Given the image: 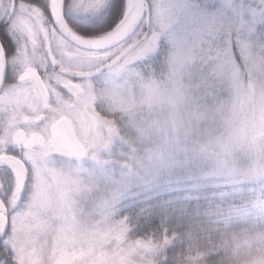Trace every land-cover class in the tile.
<instances>
[{"label": "clouds", "instance_id": "9594fccd", "mask_svg": "<svg viewBox=\"0 0 264 264\" xmlns=\"http://www.w3.org/2000/svg\"><path fill=\"white\" fill-rule=\"evenodd\" d=\"M101 2L69 0V10L83 17L84 5ZM138 2L140 26L124 43L135 55L144 35L155 32V47L118 74L92 65L96 75L79 95L59 86L75 69L56 40L49 47L38 36L26 56L7 61L16 73L31 68L50 92L47 109L34 101L37 111L26 114L32 122L21 121L13 131L43 136L53 118L67 117L86 148L83 156L69 157L39 140L19 145L21 156L38 162L39 176L30 163L16 211L29 222L51 223L63 209L57 227L39 233L47 244L45 264H54L61 246L87 251L90 237L106 239L87 259L99 256L108 264H264V31L258 30L264 0H192L208 6L205 23L222 24L224 33L250 43V57L227 58L216 50L224 42L209 51L193 39L191 21L174 10L168 18L170 0ZM9 3L0 0V6ZM9 134L7 117L0 116V138ZM175 178L213 192L181 230L161 225L136 235L130 217L120 215L121 202Z\"/></svg>", "mask_w": 264, "mask_h": 264}, {"label": "snow or ice", "instance_id": "6c2138e0", "mask_svg": "<svg viewBox=\"0 0 264 264\" xmlns=\"http://www.w3.org/2000/svg\"><path fill=\"white\" fill-rule=\"evenodd\" d=\"M69 3L65 0H10L7 6H0V22L4 29L0 30V116L7 117L9 135L0 138V193H17L14 199L0 196L3 207L0 208V264H45L48 259L47 244L40 243L39 233L48 228H56L59 213L57 209L53 222H29L25 214L16 211L29 181V164L39 176L38 162L34 157L25 153L21 156L18 146L39 140L47 150L62 153L69 157H81L86 148L81 141L70 118H53L45 127L44 135H34L25 138L18 129V125L31 123L29 112H36L34 101L41 100L47 109V100L50 95L47 85L42 83L31 68L20 73L12 70L7 63L9 59L23 58L29 46L37 43V37L48 44L52 40L65 46L66 58L73 62L74 75H63L59 86L68 95H79L86 85H90L95 72L89 71L92 65H107L110 74H118L126 70V65L146 56L155 47L159 35L153 32L144 35V45L135 55L132 49L124 43L125 40L139 26L143 9L138 0H102L101 3L84 5L85 16L98 15L104 9H109L110 19L98 26L92 33L81 34L65 20V9ZM208 6L203 8L192 0H170L171 18L172 10L191 21L195 26L193 39L207 45L211 51L219 42L225 43V48H217L218 55L251 56L250 43L233 39L229 30L222 31V24L214 21L205 23L202 16L206 15ZM44 9V10H42ZM42 10V13H41ZM46 18V19H44ZM39 30V31H37ZM11 39V43H10ZM15 51H12V45ZM53 64L55 57L52 58ZM11 71L9 78L6 73ZM38 119V117H36ZM46 137V139H45ZM47 154V153H45ZM38 221L37 217L32 218ZM67 221V217H65ZM94 238L87 241L88 248L77 251L75 243L71 248L58 247L54 264H108L102 257L95 261L88 260L94 246L103 242Z\"/></svg>", "mask_w": 264, "mask_h": 264}, {"label": "trees", "instance_id": "16d2710c", "mask_svg": "<svg viewBox=\"0 0 264 264\" xmlns=\"http://www.w3.org/2000/svg\"><path fill=\"white\" fill-rule=\"evenodd\" d=\"M123 2V0H121ZM68 4L69 0H65ZM111 0H109V5ZM44 10V9H42ZM69 8L66 7V12ZM67 22L81 34L92 33L98 26L110 19L109 9H104L98 15L78 19L66 15ZM4 29L0 22V30ZM11 43V39H10ZM14 44L12 45V50ZM210 187H194L192 182L183 179H172L160 189L130 196L121 202L120 215H128L130 221L136 225L135 234L141 235L152 230H158L161 225L171 228L177 226L181 230L185 224L199 211L198 205H203L212 194ZM194 195L195 198H188Z\"/></svg>", "mask_w": 264, "mask_h": 264}, {"label": "rangeland", "instance_id": "374dc122", "mask_svg": "<svg viewBox=\"0 0 264 264\" xmlns=\"http://www.w3.org/2000/svg\"><path fill=\"white\" fill-rule=\"evenodd\" d=\"M198 2H200V3H205L206 0H198ZM67 15L72 16V17H74V18H78V19H85L86 17H88V16L77 17V16L73 15V14L70 12V10L67 11ZM91 16H93V15H91ZM91 16H90V17H91ZM258 30H260V31H264V26H259V29H258ZM114 150H115V149H114ZM178 179L181 180V178H178Z\"/></svg>", "mask_w": 264, "mask_h": 264}, {"label": "flooded vegetation", "instance_id": "af4514ba", "mask_svg": "<svg viewBox=\"0 0 264 264\" xmlns=\"http://www.w3.org/2000/svg\"><path fill=\"white\" fill-rule=\"evenodd\" d=\"M66 10V9H65ZM66 15H67V13L65 12V20L67 21V19H66ZM13 52L15 51V45H14V49L12 50ZM6 75L9 77V78H11V76H12V73H11V71H9L8 73H6Z\"/></svg>", "mask_w": 264, "mask_h": 264}]
</instances>
